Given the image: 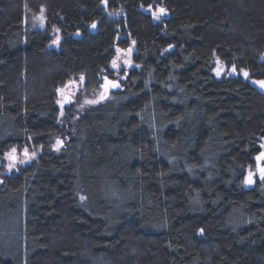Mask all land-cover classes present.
I'll use <instances>...</instances> for the list:
<instances>
[{"label": "trees", "instance_id": "1", "mask_svg": "<svg viewBox=\"0 0 264 264\" xmlns=\"http://www.w3.org/2000/svg\"><path fill=\"white\" fill-rule=\"evenodd\" d=\"M103 1L0 0V170L42 148L3 175L0 221L19 229L0 264H264V180L246 186L264 151V0H106L118 19ZM128 48L124 88L52 150L57 88L82 74L103 90ZM216 57L236 71L217 77Z\"/></svg>", "mask_w": 264, "mask_h": 264}, {"label": "rangeland", "instance_id": "2", "mask_svg": "<svg viewBox=\"0 0 264 264\" xmlns=\"http://www.w3.org/2000/svg\"><path fill=\"white\" fill-rule=\"evenodd\" d=\"M103 5L107 6L106 0L103 1ZM160 7H148L146 11H150L153 13L155 19H160L162 16L167 15V11L164 9L162 14H159ZM109 19H118L124 12L122 10H109L106 8ZM46 21V8L43 6L38 13H34L31 10L27 9L24 16L22 25L25 29H39L44 27ZM55 38H53V42ZM113 61H115V66L113 65ZM112 68L115 70V75L117 79H122V72L125 69H130L136 66L133 60V51L131 48L128 49H118L115 57L111 63ZM234 67H228L225 61L215 58V66L214 71L217 77H220L224 74L232 75ZM219 73V74H218ZM67 94H71L74 96L73 101L70 103H64L65 96ZM111 97V94L104 90H91L90 92L85 91V77L80 74L76 77H72L65 84L59 86L57 88V103L60 109L59 115V124L60 127H65L64 134H56L53 137V141L51 144L52 150L55 152H62L66 147V144L70 140L71 136L76 133V125L78 119L82 112L91 105H96L102 103V101ZM264 148V142L262 144ZM13 149L15 152L13 153ZM25 150H27V155L25 154ZM42 148H34L29 145L24 146L21 149L12 148L6 152L4 155V170H0V186L3 183V175L5 173H10L22 165L31 162L36 156L41 152ZM14 156V159L10 158ZM260 166H264V161L260 164ZM249 175H253L252 183H246L247 187H250L256 183V181L261 179V176L264 175V172H257V164L250 169ZM19 229L18 225L15 224L11 219L0 221V245H6L7 241L13 238V235Z\"/></svg>", "mask_w": 264, "mask_h": 264}, {"label": "water", "instance_id": "3", "mask_svg": "<svg viewBox=\"0 0 264 264\" xmlns=\"http://www.w3.org/2000/svg\"><path fill=\"white\" fill-rule=\"evenodd\" d=\"M110 81L111 82H114V83H117L119 85V87H115V88L111 87V85L109 84ZM258 81H264V80H257V81H255V85H256L257 89L260 92L264 93V87H262L259 83H257ZM102 87H103V90L104 91H107V92L117 91V90H121V89L124 88L123 84L120 82L119 79H117V78H114L113 79V78H111L109 76H105L104 81H103V84H102ZM73 99H74V96L73 95L67 94L65 96L64 103H70L71 101H73ZM261 153H264V151H262ZM257 157H259V156H257ZM262 169H264V166H260V163H258L257 164V172L258 173L259 172H262L261 171Z\"/></svg>", "mask_w": 264, "mask_h": 264}, {"label": "snow or ice", "instance_id": "4", "mask_svg": "<svg viewBox=\"0 0 264 264\" xmlns=\"http://www.w3.org/2000/svg\"><path fill=\"white\" fill-rule=\"evenodd\" d=\"M163 11H164V9H160V12H163ZM113 65L115 66V61H113ZM232 71L235 72L236 69L233 68ZM218 74H219V73H218ZM244 75L247 76L248 74H247V73H244ZM257 83H259L262 87H264V81H258ZM109 84H110L111 87H113V88H115V87H119V85H118L117 83H114V82H111V81L109 82ZM12 151H13V153H14V152H15V149H13ZM25 154L27 155V150H25ZM261 157H264V153H261ZM261 157H258V159L261 158ZM10 158H11V159H14L15 157L10 155ZM261 171L264 172V169H262ZM261 179L264 180V175L261 176ZM248 183H252V180L249 179Z\"/></svg>", "mask_w": 264, "mask_h": 264}, {"label": "flooded vegetation", "instance_id": "5", "mask_svg": "<svg viewBox=\"0 0 264 264\" xmlns=\"http://www.w3.org/2000/svg\"><path fill=\"white\" fill-rule=\"evenodd\" d=\"M114 78H116V77H114ZM114 78H113V79H114ZM119 80L122 82V79H121V78H120ZM106 92H107V91H106ZM108 93H109V92H108ZM259 157H261V155H259ZM256 159H257V164H258V163L261 164L262 161H264V157H261V158H259V159H258V157H256ZM252 177H253V175L249 176L248 181H249V179L252 180Z\"/></svg>", "mask_w": 264, "mask_h": 264}]
</instances>
